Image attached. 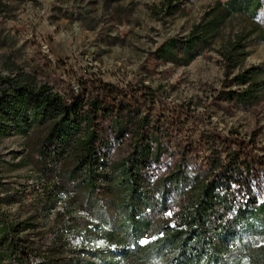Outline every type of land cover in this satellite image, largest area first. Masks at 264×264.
<instances>
[{"label": "trees", "instance_id": "trees-1", "mask_svg": "<svg viewBox=\"0 0 264 264\" xmlns=\"http://www.w3.org/2000/svg\"><path fill=\"white\" fill-rule=\"evenodd\" d=\"M262 5L218 2L155 55L187 66L212 50L232 15L256 16ZM165 11L184 12L185 6L168 0ZM4 36L0 30V46ZM248 43L238 35L221 52L234 87L222 101L241 109L264 103V70L243 67ZM6 82L0 148L20 137L25 157L11 164L0 155V264H264V154L254 155L250 141L206 137L200 147L174 137L152 122L151 93L141 89L144 102L108 83L87 97ZM28 164L49 185L48 195L40 212L14 219L5 207L22 197L5 182L3 165ZM52 214L56 226L42 228ZM83 230L85 244L69 247L66 234ZM98 241L104 246L94 248Z\"/></svg>", "mask_w": 264, "mask_h": 264}, {"label": "rangeland", "instance_id": "rangeland-1", "mask_svg": "<svg viewBox=\"0 0 264 264\" xmlns=\"http://www.w3.org/2000/svg\"><path fill=\"white\" fill-rule=\"evenodd\" d=\"M1 1L0 30L5 36L0 46V92L8 88L7 80L47 84L64 96L83 92L93 97L95 86L102 83L135 94L141 89L151 93L152 122L172 136L200 147L206 137L234 136L250 141L257 157L264 154V103L241 109L221 97L234 88L221 52L236 36L248 37L243 67L264 70V0L256 16L232 15L213 40L212 50L179 67L157 59L156 49L169 38L185 37L218 2L228 0H180L185 11L170 15L165 13L168 0ZM142 97L137 94L140 102L146 100ZM0 155L11 164L23 159V140L9 137ZM3 168L5 182L22 197L6 206V212L14 219L40 212L49 185L30 164ZM41 221L47 230L56 226L55 214Z\"/></svg>", "mask_w": 264, "mask_h": 264}, {"label": "built area", "instance_id": "built-area-1", "mask_svg": "<svg viewBox=\"0 0 264 264\" xmlns=\"http://www.w3.org/2000/svg\"><path fill=\"white\" fill-rule=\"evenodd\" d=\"M91 228V226H90ZM86 232L83 230L81 232H70L66 234L65 240L69 247L77 248L85 244ZM94 248H99L104 246L103 241H98L92 245Z\"/></svg>", "mask_w": 264, "mask_h": 264}]
</instances>
